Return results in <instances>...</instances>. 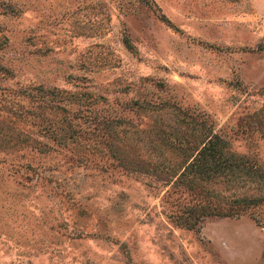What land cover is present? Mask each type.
I'll use <instances>...</instances> for the list:
<instances>
[{"label": "rangeland", "instance_id": "obj_1", "mask_svg": "<svg viewBox=\"0 0 264 264\" xmlns=\"http://www.w3.org/2000/svg\"><path fill=\"white\" fill-rule=\"evenodd\" d=\"M36 85L107 128L82 115L56 144L42 123L66 111ZM177 107L233 162L200 192L242 212L173 220L194 200L161 179ZM0 133L28 138L0 145V264H264V0H0Z\"/></svg>", "mask_w": 264, "mask_h": 264}, {"label": "trees", "instance_id": "obj_2", "mask_svg": "<svg viewBox=\"0 0 264 264\" xmlns=\"http://www.w3.org/2000/svg\"><path fill=\"white\" fill-rule=\"evenodd\" d=\"M124 41L128 44L127 38ZM25 96L36 101L37 107L40 109L53 108L64 110L66 113L57 120H45L42 125L45 131H48V136L51 137L56 144H67L68 142H75L79 145L86 132V128L75 120L76 117L87 115L89 120L96 119L99 125L98 130L106 129L108 121L105 119H97L91 114L84 113L85 108H79L77 111H69L66 107L67 102L71 100L54 88L44 89L40 85L22 89ZM162 105H157L161 107ZM29 109L22 111L24 116ZM176 121L171 131L166 135L161 136L160 140L162 145L172 150L179 156L177 162L168 166L166 165L165 171L167 174L161 177L163 185L166 186L164 192L173 190L176 187H183L190 193L194 200L183 208H179L178 213L172 216L173 220L180 225L187 228H194L198 221L204 214H219L231 215L242 212L243 209L254 202V198L240 197L233 199L238 204L231 208L217 199H212L211 195L206 192H200L197 187L200 183L199 180H208L213 175L225 173V169L233 164L232 160L228 159L221 151L222 138L216 131L212 122L197 112H190L187 109L180 107L176 108ZM92 133V132H91ZM10 136L0 133V145H14L16 143L24 142L28 144V138H12ZM43 143V142H41ZM223 143V142H222ZM32 145V144H30ZM44 149L43 147H38ZM83 159H87L83 153H79ZM160 162H164L160 160ZM239 161L235 162V165ZM244 164V163H242ZM241 164V165H242Z\"/></svg>", "mask_w": 264, "mask_h": 264}]
</instances>
